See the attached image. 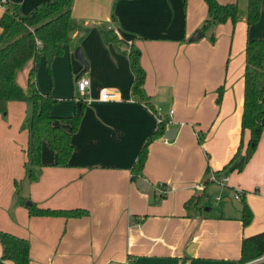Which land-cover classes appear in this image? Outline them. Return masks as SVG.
Wrapping results in <instances>:
<instances>
[{"label":"crops","instance_id":"obj_1","mask_svg":"<svg viewBox=\"0 0 264 264\" xmlns=\"http://www.w3.org/2000/svg\"><path fill=\"white\" fill-rule=\"evenodd\" d=\"M48 1L0 2V17L6 8L27 15ZM219 1L237 2L239 21L216 26L212 42L209 33L190 40L208 16L205 0H74L64 54L54 58L50 69L40 58L37 70L49 74L48 79L39 75L37 83L57 98L53 114L81 115L75 131L56 121L72 131L71 165H56L54 150L44 142L43 165L24 192L41 207L83 208L85 215L29 214L15 187V180L26 175L28 130L23 129L20 145L19 125L27 105L9 102L8 111H22L17 122L0 118L2 134L16 133L8 142L10 166L0 167V229L29 239L30 264H239L242 239L264 230V130L243 170L227 169L219 177L224 182L212 180L241 138L246 145L250 137L241 127L245 46L248 38H264V2L260 20L248 27V0ZM132 44L141 50L146 94L169 121L166 130L176 128L174 138L165 141L164 134L149 146L141 175L150 184L147 190L132 180V168L158 119L133 92ZM79 48L88 62L83 74ZM82 76L90 79L91 102L78 91ZM103 88L117 98L101 100ZM225 182L229 189L220 186L222 194L208 202L215 212H204V198L209 201L217 184ZM161 184L167 194L159 199ZM237 190L242 199L235 204L228 193ZM202 193L198 206H186ZM243 198L254 212L246 227Z\"/></svg>","mask_w":264,"mask_h":264},{"label":"trees","instance_id":"obj_2","mask_svg":"<svg viewBox=\"0 0 264 264\" xmlns=\"http://www.w3.org/2000/svg\"><path fill=\"white\" fill-rule=\"evenodd\" d=\"M205 1L208 5V16L203 21L200 31L205 34L209 33L210 40L214 42L216 26L228 20L234 24L238 21L239 5L237 2ZM263 2L264 0H248V27L260 20ZM73 3L74 0H49L27 15H21L6 8L0 17V114H5L8 111V104L11 101H23L27 105L24 122V128L28 130V142L25 150L27 154L26 175L24 178L15 180V187L21 204L28 209L32 216L69 218L81 217L87 213L83 208L41 207L23 192L24 181L35 180L37 169L43 165L44 142H47L48 146L54 150L56 165H71L74 149L72 131L77 129L81 115L79 113L69 116L53 114L57 98L50 93L43 92L38 86L37 70L40 58L45 59L47 67L50 69L54 58L64 54L71 39L70 25ZM129 58L134 73L133 92L149 109L161 116L146 94L144 88L146 70L141 62V50L135 44H132L129 49ZM245 61L241 127L242 132L246 129L250 131V137L246 145L243 137L241 138L232 159L221 170L214 172L218 177L227 169H237L238 171L244 169L256 151L264 130V84L261 82L264 77V38H248L245 46ZM29 63H32L28 77L31 93H28L17 79L19 71ZM223 92V86H221L218 90V103L221 102ZM57 120L64 124H70L72 131L64 129L56 122ZM168 123L169 121L162 117L157 129L144 143L132 168V180L137 181L138 177L142 175L149 155V146L152 141L165 134ZM204 195L205 193H202L192 197L186 206H198L200 198ZM158 197L159 199L164 198L165 193L159 192ZM253 219L254 212L243 198L241 214L243 226H248ZM0 244L2 246L0 264H7V261H12L14 264H30V241L28 238L0 229ZM263 252L264 230L242 239L241 256L238 263L250 261L262 255Z\"/></svg>","mask_w":264,"mask_h":264},{"label":"rangeland","instance_id":"obj_3","mask_svg":"<svg viewBox=\"0 0 264 264\" xmlns=\"http://www.w3.org/2000/svg\"><path fill=\"white\" fill-rule=\"evenodd\" d=\"M238 21H239V15H238ZM237 21V22H238ZM236 22V23H237ZM235 23V24H236ZM45 61V60H44ZM43 61V62H44ZM46 62V61H45ZM30 64V63H29ZM29 64H27L24 68H22L20 71H19V73H18V76H17V79H18V82L22 85V86H24L25 88H26V90H27V92L28 93H31L32 91L30 90V88H29V86H28V71H29V69H28V66H29ZM45 65V64H44ZM47 70V69H46ZM39 75H41V78H43V79H48L49 78V74H48V72H46V73H42V72H40V69H39V72L37 71V77L39 76ZM79 93H80V91H79ZM78 96H79V94H78ZM26 104V103H25ZM27 110V109H26ZM22 111H19V110H13V109H10L9 111H8V114L7 115H5L4 117L2 116V117H0L1 118V120H4V121H8L9 119L10 120H14V121H19V116H20V113H21ZM21 115H22V113H21ZM24 122H25V117L23 116L22 117V119H21V121H20V125H19V133H20V135H21V138L19 139V144L21 145L22 144V140H23V137L22 136H24ZM16 137V133L13 131V132H8V133H6V134H2V132H0V167H1V169L2 168H5V169H7L9 166H10V160L9 159H11V157H13V156H11V153H10V146H9V141L11 140V139H16L15 138ZM17 154H19V153H17ZM20 157L21 156H17V159H20ZM18 163V162H17ZM16 163V164H17ZM24 174H25V171H24V173H23V176H24ZM23 176H21V177H18V178H24ZM25 183L27 182V180H25L24 181ZM225 185H226V182L224 183V184H217V186H218V188L217 189H214L212 192H211V194H210V196H209V198H210V200L208 201L207 200V198L205 197L204 198V200H203V204H204V212H205V210L206 209H210V208H212V210H206L207 211V213L208 214H213L214 212H215V206H212L210 203H213V200H214V196L215 195H221L222 194V191L219 189V187L221 186V187H225ZM25 186H26V184H25ZM25 186H24V189H25ZM225 188H228L227 186L225 187ZM229 189V188H228ZM25 191V190H24ZM23 191V192H24ZM166 194L167 193H165V196H166ZM228 195L230 196V198H229V200H232L233 199V201L235 202V201H237L238 202V199H236V197H235V193L234 192H229L228 193ZM158 196H159V192L157 191V193H156V197L158 198ZM222 197V196H221ZM223 200H226V198L227 197H224V195H223ZM228 199V198H227ZM207 200V201H206ZM206 201V202H205ZM208 202H210V203H208ZM235 204H237L236 202H235ZM214 205V204H213ZM237 206H239V205H237Z\"/></svg>","mask_w":264,"mask_h":264},{"label":"built area","instance_id":"obj_4","mask_svg":"<svg viewBox=\"0 0 264 264\" xmlns=\"http://www.w3.org/2000/svg\"><path fill=\"white\" fill-rule=\"evenodd\" d=\"M0 2L2 4L6 3L7 0H0ZM39 44H41L40 42H38ZM90 79L87 78V77H80L77 81V88H78V91H80V94L82 96V99L86 102H91L92 101V98L90 96ZM117 98V94L116 92H113V91H110V90H107L106 88H103L101 89L100 91V99L103 100V101H108V100H112V99H116ZM172 112V111H171ZM157 116V119H158V123L162 120V117L161 116ZM168 140L167 138L165 139V141ZM212 180H216L218 182H224L226 180V178L222 177V178H219L216 176V174H213V177H212ZM159 190L160 192L162 193H166V187L165 185L161 184L159 186ZM235 197L238 199V200H241L242 199V192L241 190H237L236 193H235ZM240 264H264V252L262 255L250 260V261H247V262H244V263H240Z\"/></svg>","mask_w":264,"mask_h":264},{"label":"water","instance_id":"obj_5","mask_svg":"<svg viewBox=\"0 0 264 264\" xmlns=\"http://www.w3.org/2000/svg\"><path fill=\"white\" fill-rule=\"evenodd\" d=\"M204 36V33L200 30H197L196 32H194V34L191 36L190 40L191 41H195V40H198L200 39L201 37ZM76 57L84 64L85 66V69L83 70L82 74L84 72H86L88 70V62L86 61L85 57H84V54L81 50V48H79L77 51H76ZM176 133V128H172V129H169V130H166L165 132V138L167 139H172L174 138V135ZM137 184L142 188V189H145L147 190L149 187H150V184L149 182L142 176L138 177L137 179ZM111 264H117L116 262H112Z\"/></svg>","mask_w":264,"mask_h":264}]
</instances>
